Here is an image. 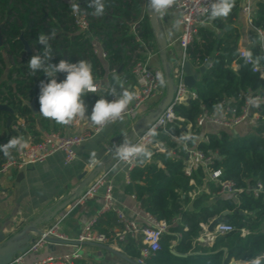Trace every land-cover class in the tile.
I'll use <instances>...</instances> for the list:
<instances>
[{"label":"trees","instance_id":"16d2710c","mask_svg":"<svg viewBox=\"0 0 264 264\" xmlns=\"http://www.w3.org/2000/svg\"><path fill=\"white\" fill-rule=\"evenodd\" d=\"M81 2L85 9L93 13L94 10L88 7V0ZM104 2L106 18L94 24V27L104 31V46L109 62L124 73L123 81L130 82L133 76L128 54L136 48V41L130 35L129 23L140 18L143 13L141 37L146 43L152 42V48L157 50L144 0ZM11 3V0H0V23H3L1 35L3 46H8L16 59L24 55L21 36L30 47L42 52L43 46L37 43L39 33H50L54 29L56 36L50 40L54 50L51 63H59L61 59L76 63L83 59L90 62L93 69L97 67V58L88 51L89 40L81 34H73L69 39L65 33L70 29H61L71 22V3L66 0H16L14 5ZM15 12L20 25L9 20ZM239 15L240 0H235L227 18L216 19L210 21L209 26L200 27L199 39L189 50L188 64L199 68L210 59L212 62L195 86L196 99L187 105L177 104L173 107L175 115L183 121L168 125L167 131H160L155 140L164 143L167 149L177 150L178 144L170 137L177 136L206 156L216 155L210 168L222 170L221 180L232 182L234 189L241 192L230 197L215 196L220 187L209 182L203 167H199L191 178L186 177L182 171L185 162L183 152L175 156L154 152L150 158H137L136 166L129 173L130 182L125 192L134 196L146 213L169 226L162 235L160 251L147 264H233V258L243 263L264 253V202L246 192L256 183L264 185V120L246 128L244 136L241 133L235 136L217 128L204 131L196 126L202 107L208 113H213L223 107L224 101L239 107L248 93L260 92L264 96V80L254 74L249 65L239 61L240 69L234 71L232 68L238 58L241 40L240 30L236 26ZM252 27L264 29V4L260 2L255 5ZM257 42V34L250 30L246 47L253 52L255 59L259 57V62H264V54L256 45ZM6 66L5 54L0 49V79ZM23 69L18 64L9 68L6 80L0 83V102L6 103L19 117L26 118L28 132L36 136V120L31 117L32 112L24 102L35 98L40 109V83L48 82V78L38 71L25 80ZM13 74L17 75L16 79H13ZM60 76L65 78L66 74L58 73V82L63 81ZM84 98L89 107L100 99ZM105 98L108 99V96L105 95ZM260 106L264 109V104ZM2 117L10 121L15 119L14 115L8 113H1ZM41 120L43 123L50 121L46 118ZM189 125L191 129L187 131ZM4 140L7 143L8 139L3 137L1 141ZM8 157L0 152V164ZM191 179L195 181L196 187L190 185ZM198 187L203 191L192 199L189 193ZM205 188L209 189V193L204 192ZM226 212L228 214L222 223L230 225L232 231L218 234L211 246L199 244L197 239L202 232V225H208ZM116 225L115 214L107 213L97 221L93 230L98 234L109 235ZM242 229L248 232L246 236H242ZM172 242H176V245H172ZM139 246L137 241L129 240L123 245V251L133 260L140 255ZM74 264L86 263L78 260Z\"/></svg>","mask_w":264,"mask_h":264},{"label":"built area","instance_id":"2783aa9c","mask_svg":"<svg viewBox=\"0 0 264 264\" xmlns=\"http://www.w3.org/2000/svg\"><path fill=\"white\" fill-rule=\"evenodd\" d=\"M242 7V14L246 17L252 30L257 34L258 42L256 45L262 54H264V29L252 27V16L254 13V4L260 2L264 4V0H240ZM71 4L75 3L79 5V11L74 12L73 9L70 13L71 22L66 26H62L61 29H70L65 35L71 39L73 34H81L84 38L89 40L88 51L89 54L95 57H101L102 59L109 62L108 53L104 46L105 35L101 29H96V24L89 18L88 14L84 10L83 3L81 0L67 1ZM130 2V0H128ZM213 0H176L173 8L178 11V22L181 28V35L178 43L182 49V58L179 64L176 66V77H175V89L176 96L172 107L168 108L163 112L160 118L148 129L139 134L136 144L143 145L150 153L151 156L154 152L167 153L172 156L178 153L185 154V162L182 171L186 177L191 178L194 172L199 168L203 167L207 174V179L211 183L218 184L220 189L215 194L219 197L234 196L241 190L234 189V185L229 181H222V170H213L210 165L213 164L215 156H206L202 151L194 149L188 146L186 141L178 138L177 136H170L171 139L178 144L177 150L167 149L164 143L157 142L155 140L156 135L160 132H166L167 126L170 124H176L177 121H183L178 118L173 107L177 104L187 105L192 99H196L195 89H188L185 85L184 78L185 65L189 61V50L192 48L194 42L199 39V30L202 26H209L207 22V15L203 14L201 9L209 6ZM111 15V13L109 14ZM108 15V16H109ZM145 13L142 16L129 23L130 35L135 38L136 48L128 55L131 57L130 71L133 76V89L131 90L136 94V98L129 105L127 112L124 114L123 119L126 117L135 116L139 109L150 101L161 98L164 93L165 77L164 67L163 68H152L149 65L152 57V51L150 44L146 43L142 37V27ZM111 18V17H109ZM121 28L119 27V30ZM116 38L118 36H115ZM31 55L24 52V55L19 58L18 65L24 67L22 70L24 73L23 79L28 80L31 75V70L27 67V64L34 54L38 53V50L34 47H30ZM248 51L246 49H240L238 51L237 61L232 64L234 71L240 69L241 64L239 61H244L243 52ZM253 61L245 62L246 65L251 67L254 74L258 75L264 80V62L255 63ZM207 62V61H206ZM205 62V63H206ZM202 67V66H201ZM200 68V67H199ZM113 72H117V68L113 69ZM163 76L164 83L161 85L160 76ZM17 75L13 74V79H16ZM100 85L98 86V91ZM97 91V92H98ZM164 97V96H163ZM35 99V98H33ZM114 97L109 96L108 100H112ZM244 102L241 106H231L229 102L224 101L223 107L208 113L203 107L202 113L199 115L196 126L198 128L207 131L211 128H217L226 130L228 132L238 131L243 125L247 128L254 126L260 120H264V109L260 104H264V96L262 93H248L244 96ZM0 104H6L1 103ZM92 103L88 109V115L91 114L93 105ZM7 105V104H6ZM121 121V120H119ZM116 121L114 123H117ZM26 124L25 120H20L14 127V131L18 132L20 127H24ZM113 124V123H112ZM108 126V125H107ZM104 127L91 126L89 129L82 131L77 135H70L62 133L60 131H53L47 133L38 142L29 141V146L23 150H16L15 154L8 157L2 164H0V174H6L11 170H22L29 165L42 164L47 161L49 157L54 154L62 153L64 155V163L66 165L72 163L76 159V148L79 147L84 141L95 137L100 134ZM191 125L187 127V131H190ZM150 156V157H151ZM148 157V158H150ZM116 165H119L125 169V176L129 181V173L136 166V160L131 163L123 161H117ZM90 169H94L95 165H89ZM100 176L92 180L89 187L77 200V204H82L88 199L95 197L100 188ZM190 185H195L193 179L190 180ZM247 193H251L254 198L262 199L264 202V185L262 183H256L253 187L246 190ZM189 196L193 199L192 193ZM103 205L99 211V214L93 218L85 227L82 229L77 241L81 244H97L101 247H107L110 249H117L120 253L124 254L123 245L127 244L129 240L137 241L139 246L140 255L134 259L136 264H147L156 253L160 251V242L162 235L166 233L169 226L164 221H158L148 213H146L140 205H138V215L142 216V223H138L135 220L129 219L125 212L117 207V201L113 196V191L110 183H107L106 190L103 196ZM107 213H114L116 216V228L110 230L109 235L98 234L94 232L93 227L97 221ZM57 224L47 230V234L55 236L56 238L64 239L56 233ZM208 229V225L204 226ZM232 231V227L225 223H220L214 230L213 233L207 232L211 237L208 238L212 244L218 234L229 233ZM242 236H246L248 232L245 229L241 230ZM206 240V239H205ZM197 242L201 245L199 238ZM46 243L43 240L38 241L30 250L32 251L39 244ZM210 244V245H211ZM25 255L19 257L13 264H26ZM264 255V253L262 254ZM83 255L79 252L71 255H63L59 257H51L42 261L34 262L33 264H74L75 261L82 260Z\"/></svg>","mask_w":264,"mask_h":264},{"label":"crops","instance_id":"0c3cea01","mask_svg":"<svg viewBox=\"0 0 264 264\" xmlns=\"http://www.w3.org/2000/svg\"><path fill=\"white\" fill-rule=\"evenodd\" d=\"M256 3L254 4V10ZM178 15V11L173 7L170 8L167 13L159 14L160 23L169 45L168 52L171 60L172 58L175 59L173 63L176 66L182 58V49L178 43L181 35V28L180 26H176L178 22ZM209 22L208 24L210 25ZM245 24L248 25L247 28L244 26ZM236 26L240 30L241 37H243V34L248 35L247 41L249 42L248 32H250L252 28L246 17L242 14L241 1L240 15L236 22ZM149 44L152 51V57L149 65L152 68H163L164 66L159 58L158 48L157 50L152 48V42H149ZM246 45L240 46L238 51L240 49L248 50ZM2 48L3 46L0 49L2 50ZM9 54L13 56L10 52ZM7 56L8 54H6L7 59L5 58L7 66L2 78L0 79V83L1 81L6 80L8 70L12 67V65L9 64ZM96 58L98 65L95 69H93V75L95 80L99 82L100 90L97 93L87 94L85 97L101 98L105 97V95L109 97L107 86L110 84H114L117 87L122 85L124 89L129 91L133 89V80L130 82L123 81L124 73H122L121 70H117V72L114 73L113 69L116 68L114 65L101 57ZM190 68L192 69V72L198 69L194 66H190ZM113 76L118 77V81H114ZM60 77L63 80L65 79L63 76ZM85 99L86 98H84V100ZM161 100L162 97L145 103L135 116L126 117L117 123L109 124L100 134L84 141L75 150L76 159L68 165L64 163V155L62 153H57L49 157L47 161L42 164L29 165L19 171L11 170L6 174H0V244L3 240L8 239L13 234L18 232L25 224L40 215L46 208L53 205L72 189L78 186L80 184L79 177L84 173L91 171L89 167L91 164L95 165V167L103 166L107 169L106 172H103L100 175L101 184L97 195L82 204H77L76 201L70 205L59 215L57 219L53 221L52 224L47 226V229H50L57 224L55 230L59 236H62V238L69 241H77L78 236L85 225H87L99 214V211L104 203L103 196L107 183H110L112 187L113 196L117 201V207L122 209L129 219L142 223L143 217L138 215V205H140V203L134 196L128 195L125 192V187L129 184L130 179L129 181L127 180L125 176V169L116 165L117 162L113 155L114 145H118L124 139H127L135 125H137L148 112L155 109ZM30 101H32V99L26 100L25 102ZM85 103L87 105L88 102L85 100ZM35 107L38 112L35 115L31 111V117L36 120L35 130L37 131V135L33 136L30 132H28L26 118L19 117L18 113H15L13 110V113H8V115H14V121H10L6 117L0 118V126H2V128L0 127V145L2 142L6 143L5 140L1 141L3 137L9 140L11 137L23 136L27 142H36L43 138L47 133L55 131V129L62 133L77 135L90 127V124H85L79 120L74 121L68 126L57 124L51 119H49V122L43 123L41 119L44 117L39 113L36 101ZM87 108L89 109L88 105ZM22 119L26 122L25 126L20 127L18 132L14 131V127L17 125V122ZM239 129L236 134H234L235 136H239ZM8 134H10V137ZM15 151L16 150H13L11 153L15 154ZM93 153H95V156H93ZM191 186L196 187V184ZM197 191L200 192V190L196 188L191 193H196ZM204 192L209 193V189L205 188ZM53 237L55 238V236ZM172 245H176V242H172ZM77 252L83 255V259L79 261H84L86 264H132L128 261L130 258L127 257L125 253L122 254L115 248L108 250L97 244L65 246L51 245L48 243H41L32 251L28 252L25 256V263L33 264L34 262L42 261L51 257L54 258L57 256L59 257L62 254ZM118 253L127 257L128 260L122 258V256ZM122 259L124 261H121Z\"/></svg>","mask_w":264,"mask_h":264},{"label":"clouds","instance_id":"9594fccd","mask_svg":"<svg viewBox=\"0 0 264 264\" xmlns=\"http://www.w3.org/2000/svg\"><path fill=\"white\" fill-rule=\"evenodd\" d=\"M176 0H148L149 8L157 14L167 13L174 6ZM235 0H213V2L201 9L210 21L220 18H227L233 10ZM71 7L74 12L79 11V5L73 3ZM88 7L92 8L93 15L99 17L105 13L104 0H88ZM177 27L179 22H177ZM56 31L50 33H39L37 43L43 46V51L31 56L27 67L35 75L38 71L48 78V82L41 81L39 94V113L46 119H51L60 125H71L74 121H81L91 126L104 127L116 121L122 120L129 105L136 98L132 91L124 89L122 85L117 87L114 84L107 86L108 95L114 97L108 100L105 97L98 99L88 115V108L84 97L90 93H97L99 82L93 75V67L87 60H79L71 63L61 59L59 63H51L54 50L50 40L54 39ZM264 38V37H262ZM245 62L253 61V52H243ZM260 58L255 59L259 63ZM58 73H65V79L58 82ZM118 77L113 76L114 81ZM163 85V76L159 77ZM119 89V91H118ZM29 146L23 136L11 137L7 143L0 145V152L5 156H11L13 150H23ZM114 157L120 161L131 163L139 157H150L151 153L140 144L124 139L120 144L114 145ZM95 156V153H93ZM233 264H242L241 261L233 258ZM243 264H264V255H258L243 262Z\"/></svg>","mask_w":264,"mask_h":264},{"label":"water","instance_id":"95a60500","mask_svg":"<svg viewBox=\"0 0 264 264\" xmlns=\"http://www.w3.org/2000/svg\"><path fill=\"white\" fill-rule=\"evenodd\" d=\"M146 15L149 20L150 29L154 35L159 58L162 61L164 66V77H165V95L157 105L155 109L148 112L139 122L127 139L131 142L135 143L139 134L148 130L161 116L163 112H165L168 108L172 107L174 104V99L176 96L175 89V77H176V65L173 63L174 58L169 55L168 52V42L164 35V31L162 29L159 14L152 11L148 6V0H146ZM0 25V48L3 46L2 35H1ZM21 43L23 45V50L31 55V49L28 45L27 41L24 40L23 36L20 37ZM212 60H208L202 67L196 69L192 72L189 64L185 65L184 72L185 78L184 82L188 89H195L196 84L200 80V76L209 68ZM28 108L36 115L37 109L35 107V99H32L30 102H25ZM7 112L13 113V110L7 106L6 104H0V113ZM233 134H236V131H232ZM5 144L2 142L1 145ZM116 162L119 161L117 158ZM103 166H97L91 171L84 173L79 177L80 184L72 189L69 193H67L60 200L55 202L50 207L46 208L40 215H38L35 219L31 220L24 227H22L18 232L13 234L6 240L0 244V264H13L19 257L25 255L29 250L40 240L45 241L51 245H65V246H80L83 245L78 241H69L67 239H60L50 237L47 234V226L53 223L55 219L59 217V215L64 212L70 205L75 203L81 194L86 190V188L91 184L92 180L96 177L100 176L103 172H106ZM228 212L224 213L222 216L215 218L210 225L208 226V232L213 233L215 228L222 223L224 216H226ZM108 250H112L107 247H103ZM119 254V253H118ZM125 260H128L127 257L119 254ZM130 261V260H128ZM132 264H136L133 261H130ZM243 264V263H242Z\"/></svg>","mask_w":264,"mask_h":264},{"label":"rangeland","instance_id":"374dc122","mask_svg":"<svg viewBox=\"0 0 264 264\" xmlns=\"http://www.w3.org/2000/svg\"><path fill=\"white\" fill-rule=\"evenodd\" d=\"M12 1V5H14L15 4V1L16 0H11ZM66 1H75V0H66ZM144 6H145V4H146V0H144ZM17 8L18 9H20V7L19 6H17ZM84 10H85V12L88 14V16H89V18L95 23V21H96V23H99V22H102V20L104 19V18H106V15H103V16H99V17H97V16H95V15H93V13L92 12H90V11H88L87 9H85L84 8ZM18 14L15 12V13H13V17L12 18H10L9 20L10 21H12V22H16V23H18L19 25H20V23H19V20H18ZM3 19H6V17L5 18H3ZM110 21H112L111 20V18L109 19ZM210 20L209 19H207V22H209ZM0 22H1V19H0ZM3 25V23H0V25ZM246 28H247V26L248 25H244ZM249 33V32H248ZM247 37H248V35H244L243 34V37H241V40H240V44H239V46H238V48L240 47V46H244V45H246L247 43H248V41H247ZM2 41H3V39H2ZM4 44V43H3ZM247 46V45H246ZM6 50V51H5ZM2 52L5 54V58H6V54H8V59H9V64L10 65H17L18 64V62H19V59H16V57L13 55V56H11L10 54H9V48H8V46H3V48H2ZM7 59V58H6ZM163 90H164V93H165V86H164V88H163ZM164 96V95H163ZM163 96H162V98H163ZM1 128H2V126H0ZM247 128V126L246 125H243L240 129H239V131H240V133H241V135L242 136H244L245 134H246V131H245V129ZM198 189L200 190V192L201 191H203L202 190V188H200V187H198ZM199 191H197L196 193H192V197L193 198H195V197H197L198 195H199V193H200ZM35 217V216H34ZM33 217V218H34ZM35 219V218H34ZM26 225V224H25ZM24 225V226H25ZM205 225H203V230H202V232L200 233V236H199V240H200V243H202V244H204V245H207V246H209L211 243L209 242V240H208V238H210L211 236L209 235V234H207V232H208V229L207 228H205L204 227ZM51 237H53V236H51ZM206 239V240H205ZM71 254H73V253H69V254H62V255H60V256H63V255H71ZM58 257V256H57ZM55 258V257H54ZM132 259H130V261H131ZM121 261H124L123 259L121 260ZM133 262H134V260H132ZM126 262V261H125ZM127 263V262H126Z\"/></svg>","mask_w":264,"mask_h":264}]
</instances>
